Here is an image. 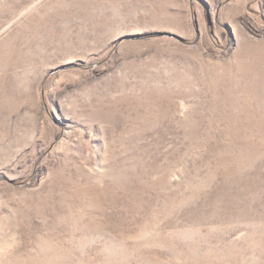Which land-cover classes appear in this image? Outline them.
<instances>
[{
	"label": "rangeland",
	"instance_id": "374dc122",
	"mask_svg": "<svg viewBox=\"0 0 264 264\" xmlns=\"http://www.w3.org/2000/svg\"><path fill=\"white\" fill-rule=\"evenodd\" d=\"M0 264H264V0H0Z\"/></svg>",
	"mask_w": 264,
	"mask_h": 264
}]
</instances>
